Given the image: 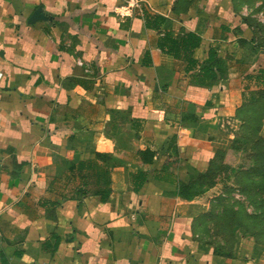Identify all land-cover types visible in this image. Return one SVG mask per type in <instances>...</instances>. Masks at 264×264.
Here are the masks:
<instances>
[{
  "label": "crops",
  "instance_id": "obj_1",
  "mask_svg": "<svg viewBox=\"0 0 264 264\" xmlns=\"http://www.w3.org/2000/svg\"><path fill=\"white\" fill-rule=\"evenodd\" d=\"M263 109L232 0H0V264H264L199 181Z\"/></svg>",
  "mask_w": 264,
  "mask_h": 264
},
{
  "label": "rangeland",
  "instance_id": "obj_2",
  "mask_svg": "<svg viewBox=\"0 0 264 264\" xmlns=\"http://www.w3.org/2000/svg\"><path fill=\"white\" fill-rule=\"evenodd\" d=\"M232 3L256 36L264 39V0ZM259 115L255 123L240 127L219 145L214 171L205 182L207 186L218 184L217 192L225 193L213 213V227L223 235L215 241L223 240L230 248L250 237L264 246V125L260 122L264 109Z\"/></svg>",
  "mask_w": 264,
  "mask_h": 264
},
{
  "label": "water",
  "instance_id": "obj_3",
  "mask_svg": "<svg viewBox=\"0 0 264 264\" xmlns=\"http://www.w3.org/2000/svg\"><path fill=\"white\" fill-rule=\"evenodd\" d=\"M47 17L45 16V14H43L41 8H38L34 14L32 15V17L30 18V23H33L37 20H42V19H46Z\"/></svg>",
  "mask_w": 264,
  "mask_h": 264
},
{
  "label": "trees",
  "instance_id": "obj_4",
  "mask_svg": "<svg viewBox=\"0 0 264 264\" xmlns=\"http://www.w3.org/2000/svg\"><path fill=\"white\" fill-rule=\"evenodd\" d=\"M193 34H190V37H192ZM214 168V167H213ZM214 171V169H212V171L208 172V173H205V174H202L200 177H199V181L201 183H205L211 176L212 172Z\"/></svg>",
  "mask_w": 264,
  "mask_h": 264
}]
</instances>
